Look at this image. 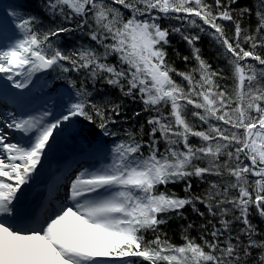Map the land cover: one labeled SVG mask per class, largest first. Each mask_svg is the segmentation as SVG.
I'll use <instances>...</instances> for the list:
<instances>
[{
    "label": "snow or ice",
    "instance_id": "6c2138e0",
    "mask_svg": "<svg viewBox=\"0 0 264 264\" xmlns=\"http://www.w3.org/2000/svg\"><path fill=\"white\" fill-rule=\"evenodd\" d=\"M238 2L0 8V264H264V231L250 219L253 210L264 219V0ZM253 14L251 30L244 21ZM74 33L89 43L61 47ZM201 34L223 50L231 76L202 56ZM172 35L195 66L180 71L169 62ZM105 85L143 105L132 113H148L139 133L113 130L129 118ZM58 146L72 149L68 168L49 163ZM193 178L207 187L194 192ZM178 182L182 197L167 187ZM185 206L205 223L181 226L183 243L175 244L161 225L187 219Z\"/></svg>",
    "mask_w": 264,
    "mask_h": 264
},
{
    "label": "trees",
    "instance_id": "16d2710c",
    "mask_svg": "<svg viewBox=\"0 0 264 264\" xmlns=\"http://www.w3.org/2000/svg\"><path fill=\"white\" fill-rule=\"evenodd\" d=\"M39 2L40 0H0V5L6 6V5H19L20 9L26 11V12H32L39 14ZM209 3H212L213 0H208ZM253 3V0H239L238 4L235 5V7H244V6H251ZM125 15H127V12H125ZM44 23H49L48 19L44 18ZM164 26H168L169 23H172L174 25H178L177 21H162ZM202 23V22H201ZM227 24L226 30L228 31L229 35L233 32V26L231 24ZM244 25L246 27H250L251 30H254L255 28V16L254 14L247 18L244 21ZM207 27V26H205ZM190 31H198V29H190ZM171 41V45L167 47V59L169 60L172 65L180 70L184 71L186 68H191L195 66V61L191 60L187 64L183 61L182 57L185 55L191 56V50L186 44V42L182 41L179 37V35H172L169 37ZM89 43V40L87 37H82L79 33H74L72 35H65L62 37L60 44L61 47L65 49L72 48L77 45V43ZM197 47L201 49L202 56L209 61V63L212 65L213 68H223L225 70L226 76H231V67L228 65V61L226 58H224L222 55H218V53H221L223 50L220 49L218 45L215 44V42L212 40L210 36L207 34H201L200 41L197 43ZM247 47V46H245ZM180 53V57L178 58L176 55V52ZM262 54H264V49H258ZM112 61L115 60L114 57L110 58ZM250 63H255L254 61L249 60ZM259 67V66H258ZM48 75H52L50 72ZM73 78H77L75 73L71 74ZM177 81L180 80L179 77H176ZM186 83V82H185ZM222 83L231 84V80L223 81ZM91 88V85L88 86ZM101 85L97 84V88H100ZM103 92L108 94L113 100H120L123 99V105H124V112L122 115H126L129 119L126 123H120L118 125H113V130L117 132H122L123 129L128 128L131 129L134 132L139 133L140 132V126L141 124H144L146 122V118L148 116V113H142L139 117L132 118V113L134 111H139L142 109L143 105L139 102H133L128 98H122L118 92L117 89L110 88L107 85L103 86ZM100 93H98L94 99L100 98ZM190 107V106H189ZM189 118L191 119L190 112H189ZM204 128H206V125H203ZM149 129L147 127L144 128V135L143 139L147 140V131ZM107 139V138H106ZM119 139V137H117ZM190 140L194 144L199 143V138L196 137H190ZM161 149H163V144L160 145ZM192 190L194 192H200L204 188L207 187L206 184L199 182L196 178L192 179ZM170 190L175 191L179 196H183V188L184 183L178 182L175 184H169L167 186ZM197 207L200 209L201 212L206 213V209L204 205L197 204ZM185 216L187 219H170L166 225H161L162 231L167 233L168 238L171 240L172 243L175 244H181L183 243V240L181 238V226H186L189 221H193L197 226L201 223H205L204 219L200 216H198L196 213H194L191 209V206H185L183 209ZM207 214V213H206ZM252 222L258 227L259 230L264 231V219H261L260 217L256 216L253 210V215L250 217ZM213 223H217L218 225V219H213ZM219 226V225H218ZM241 225L234 224L233 227L239 228ZM146 238L151 239L152 235L151 233H146ZM189 235L192 237H195L197 239V242L199 243V232L198 227H194L193 229L189 230Z\"/></svg>",
    "mask_w": 264,
    "mask_h": 264
},
{
    "label": "rangeland",
    "instance_id": "374dc122",
    "mask_svg": "<svg viewBox=\"0 0 264 264\" xmlns=\"http://www.w3.org/2000/svg\"><path fill=\"white\" fill-rule=\"evenodd\" d=\"M63 146H58L57 149L50 155L49 163L53 165L55 163L56 158L60 155Z\"/></svg>",
    "mask_w": 264,
    "mask_h": 264
}]
</instances>
